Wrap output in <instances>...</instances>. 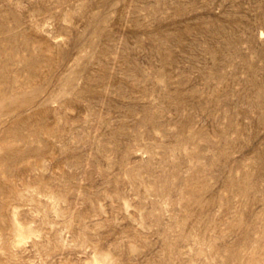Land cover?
I'll use <instances>...</instances> for the list:
<instances>
[{
  "label": "rangeland",
  "instance_id": "374dc122",
  "mask_svg": "<svg viewBox=\"0 0 264 264\" xmlns=\"http://www.w3.org/2000/svg\"><path fill=\"white\" fill-rule=\"evenodd\" d=\"M0 264H264V0H0Z\"/></svg>",
  "mask_w": 264,
  "mask_h": 264
}]
</instances>
